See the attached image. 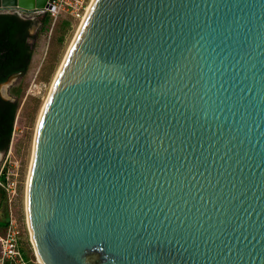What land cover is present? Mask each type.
I'll use <instances>...</instances> for the list:
<instances>
[{
  "label": "water",
  "instance_id": "1",
  "mask_svg": "<svg viewBox=\"0 0 264 264\" xmlns=\"http://www.w3.org/2000/svg\"><path fill=\"white\" fill-rule=\"evenodd\" d=\"M25 196L43 264H264V0H92Z\"/></svg>",
  "mask_w": 264,
  "mask_h": 264
},
{
  "label": "rangeland",
  "instance_id": "2",
  "mask_svg": "<svg viewBox=\"0 0 264 264\" xmlns=\"http://www.w3.org/2000/svg\"><path fill=\"white\" fill-rule=\"evenodd\" d=\"M83 16L73 18L64 14L53 28L49 24L42 26V19L33 18L30 31L33 32L36 27L40 29L33 38L32 57L26 72L13 80L0 83L2 96L18 103L8 149L0 152V170L4 164V168L13 173L17 195L12 203V210L21 229H24L23 235L28 234L29 240V230L26 229L25 187L36 126L53 81ZM2 195L0 190V197H3ZM5 202L4 207L7 204ZM29 242L31 243V240Z\"/></svg>",
  "mask_w": 264,
  "mask_h": 264
},
{
  "label": "trees",
  "instance_id": "3",
  "mask_svg": "<svg viewBox=\"0 0 264 264\" xmlns=\"http://www.w3.org/2000/svg\"><path fill=\"white\" fill-rule=\"evenodd\" d=\"M50 23L48 15L42 20L41 25ZM32 25L29 19H22L13 13H0V83L4 82L14 73H25L32 49L26 41V32ZM18 103L10 99L0 97V150L8 149ZM0 197V227L7 224L8 215L5 202V193ZM3 211V212H1ZM28 230V228H26ZM20 227L19 249L27 261L34 260V252L29 237Z\"/></svg>",
  "mask_w": 264,
  "mask_h": 264
},
{
  "label": "built area",
  "instance_id": "4",
  "mask_svg": "<svg viewBox=\"0 0 264 264\" xmlns=\"http://www.w3.org/2000/svg\"><path fill=\"white\" fill-rule=\"evenodd\" d=\"M90 2L91 0H47L43 8H35L32 11L48 15L49 25L53 28L64 14L73 18H82ZM15 182L12 171H7L3 164L0 170V190L5 193L8 221L5 226L0 227V264H43L35 254L34 260L27 261L19 249L20 225L12 210V203L17 195Z\"/></svg>",
  "mask_w": 264,
  "mask_h": 264
},
{
  "label": "flooded vegetation",
  "instance_id": "5",
  "mask_svg": "<svg viewBox=\"0 0 264 264\" xmlns=\"http://www.w3.org/2000/svg\"><path fill=\"white\" fill-rule=\"evenodd\" d=\"M0 13H13L18 15L19 17H21L22 19H29L33 22V18H39V19H44L46 14L42 13V14H37L34 12V10H25L22 8H18V7H8V8H0ZM41 20V21H42ZM31 27V26H30ZM30 27L28 28L27 32H26V41L29 44L30 48L32 49L33 46V38L36 37V33L39 31L40 28H35L33 32L30 31ZM17 73H21V72H17ZM16 74V73H14ZM0 97L3 99H7L5 97L2 96L1 92H0ZM0 152H2L0 150Z\"/></svg>",
  "mask_w": 264,
  "mask_h": 264
},
{
  "label": "bare ground",
  "instance_id": "6",
  "mask_svg": "<svg viewBox=\"0 0 264 264\" xmlns=\"http://www.w3.org/2000/svg\"><path fill=\"white\" fill-rule=\"evenodd\" d=\"M91 2H92V0H91ZM91 2H90V4H91ZM90 6V5H89ZM89 6H88V8H87V10L89 9ZM87 12V11H86ZM85 15H86V13L84 14V16H83V19H84V17H85ZM83 19H82V21H83ZM82 21H81V23H82ZM81 23H80V25H81ZM80 25H79V27H80ZM79 29V28H78ZM78 31V30H77ZM77 33V32H76ZM75 37V36H74ZM74 39V38H73ZM73 41V40H72ZM72 43V42H71ZM62 65V64H61ZM61 67V66H60ZM60 69V68H59ZM54 82V81H53ZM52 87V86H51ZM51 90V89H50ZM50 92V91H49ZM49 95V94H48ZM32 157V156H31ZM25 202H26V198H25ZM29 230V229H28ZM30 234V233H29ZM35 250V249H34ZM36 251V250H35ZM34 254H36V256H38L37 257V259L40 261V262H42L41 261V259H40V257H39V255L37 254V252H34Z\"/></svg>",
  "mask_w": 264,
  "mask_h": 264
}]
</instances>
